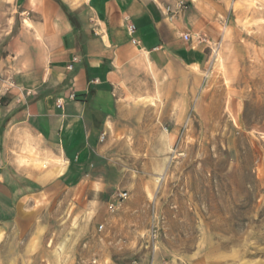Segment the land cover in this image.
<instances>
[{
    "label": "rangeland",
    "instance_id": "obj_1",
    "mask_svg": "<svg viewBox=\"0 0 264 264\" xmlns=\"http://www.w3.org/2000/svg\"><path fill=\"white\" fill-rule=\"evenodd\" d=\"M230 3L195 94L123 86L104 175L18 201L0 264H264V0Z\"/></svg>",
    "mask_w": 264,
    "mask_h": 264
},
{
    "label": "crops",
    "instance_id": "obj_2",
    "mask_svg": "<svg viewBox=\"0 0 264 264\" xmlns=\"http://www.w3.org/2000/svg\"><path fill=\"white\" fill-rule=\"evenodd\" d=\"M180 1L0 0V227L22 198L104 175L123 86L146 72L154 99L195 94L231 3Z\"/></svg>",
    "mask_w": 264,
    "mask_h": 264
},
{
    "label": "built area",
    "instance_id": "obj_3",
    "mask_svg": "<svg viewBox=\"0 0 264 264\" xmlns=\"http://www.w3.org/2000/svg\"><path fill=\"white\" fill-rule=\"evenodd\" d=\"M178 6L180 7V8H186V4H185V2L184 1H180L179 3H178ZM135 31V26L133 25V24H130L129 25V32L130 33H133ZM184 38L186 39V40H188V39H190L191 38V36H190V34H185L184 35ZM69 70H72L73 69V65L72 64H70V65H68V67H67ZM72 97H74V95L72 96ZM104 138H105V136L104 135H102L101 136V140L103 141L104 140ZM128 197H129V193L127 192V191H122V192H118L117 194H115L114 196H113V199L109 202V204H108V208H109V210L110 211H116L122 204H123V202L124 201H126L127 199H128ZM155 229V228H154ZM154 232L156 233L157 231L156 230H154ZM154 233V237H156L157 235Z\"/></svg>",
    "mask_w": 264,
    "mask_h": 264
},
{
    "label": "bare ground",
    "instance_id": "obj_4",
    "mask_svg": "<svg viewBox=\"0 0 264 264\" xmlns=\"http://www.w3.org/2000/svg\"><path fill=\"white\" fill-rule=\"evenodd\" d=\"M219 46H220V45H219ZM218 49H219V48H218ZM216 52H218L217 49H216ZM218 53H219V52H218Z\"/></svg>",
    "mask_w": 264,
    "mask_h": 264
}]
</instances>
